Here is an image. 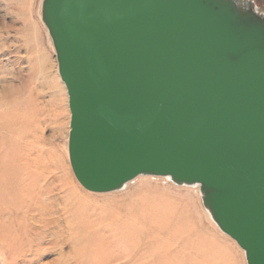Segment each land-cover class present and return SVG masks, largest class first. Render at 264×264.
<instances>
[{
    "label": "water",
    "instance_id": "1",
    "mask_svg": "<svg viewBox=\"0 0 264 264\" xmlns=\"http://www.w3.org/2000/svg\"><path fill=\"white\" fill-rule=\"evenodd\" d=\"M88 191L139 175L197 185L264 264V12L253 0H43Z\"/></svg>",
    "mask_w": 264,
    "mask_h": 264
},
{
    "label": "rangeland",
    "instance_id": "2",
    "mask_svg": "<svg viewBox=\"0 0 264 264\" xmlns=\"http://www.w3.org/2000/svg\"><path fill=\"white\" fill-rule=\"evenodd\" d=\"M253 1L264 12V0ZM39 7L40 0H0V160L7 161L12 157V167L15 165L13 168L21 169L16 168L15 174L16 171L20 173L23 171L21 162L28 149L26 146L34 144L31 147L36 146V150L29 158L44 165L46 173L43 180L49 183L46 188L50 189V194L62 198L61 185H71L84 199L98 205L95 209L97 213L108 209L111 213H119V216L154 218L172 211L179 226L175 230L181 226L191 231L194 226L202 227L201 232L213 235L228 250L233 258L232 264H245L244 252L238 244L213 226L196 187L176 185L150 175H142L126 183L122 189L104 193L88 191L77 183L67 154L70 120L68 97L56 69L55 53L47 40ZM6 156L9 159L7 157L5 160ZM19 163L21 165L17 166ZM32 167L41 170L40 165L34 164ZM2 220L0 216V264H81L88 257L89 260H97L98 264H162L165 259L162 250L166 247L163 242L169 240L164 229L152 233L145 229L147 233L144 236L134 237L139 242L137 247H141L142 243L150 246L140 249L137 257H116V245H112L107 237L93 233L99 227L91 223L89 227L81 221L82 227L79 224V229L82 232L79 233L80 238H76L74 230L68 228L71 218L62 214L60 222L63 231L60 235L49 231L38 244L34 236L30 248L20 252L15 246L22 244L21 232L26 226H17L10 231L3 226ZM13 233L15 236L11 237ZM126 241L123 243L125 247ZM209 242L201 240L200 245L208 248ZM76 245L79 252H87L88 257H71ZM157 246L161 248L159 253L156 252ZM210 255L222 260L220 253L215 255L211 251ZM203 264L209 262L206 260Z\"/></svg>",
    "mask_w": 264,
    "mask_h": 264
},
{
    "label": "bare ground",
    "instance_id": "3",
    "mask_svg": "<svg viewBox=\"0 0 264 264\" xmlns=\"http://www.w3.org/2000/svg\"><path fill=\"white\" fill-rule=\"evenodd\" d=\"M42 1L43 0H40L39 7L40 19ZM45 29L47 33V40L50 43L53 52L55 53L47 28L45 27ZM56 69L58 71V67ZM64 90H66L65 85ZM33 145L34 144L29 146L27 145V152L26 150L23 151L26 153L24 154L25 157H23L22 159V165L21 163H19V165L17 164V166L21 165L20 167H22L23 169V171H21L20 173L16 171L15 174V170H17L18 167L13 168L15 165H13L12 167V157L11 159H9V155L7 153L6 154L8 156L5 157V160L8 157L7 159H9L11 163L9 160H7L8 162L2 161V159L0 160V216L3 219L2 224L6 229L10 231H12V229L17 226H26V229L22 230L21 232L22 240L20 241H22V244L16 245L15 243V247L18 251L20 250L21 252V250L30 248V246L32 245L31 242L34 241V238H32L34 236L37 237L36 244H38V241H43V237L49 231L51 233L53 232L54 234L60 235L63 231V226L61 225L60 217H62V214H67V216L71 218V220L68 222V228L74 230V236L76 238H80L79 233L82 232L79 229L81 221L83 222L82 224L87 223L88 226L89 223H91V225H96L99 228L95 229L93 233L95 235L103 236L104 238L107 237L108 239H106L111 242L112 245H116V257H137L139 255L138 251L140 249L145 246H150V244H148L150 242H147L146 244L148 245L142 243L143 245L141 247H137L139 243L138 241L136 242L137 237H140V235L144 236V234L147 233V230L145 229H148L149 233L164 229L169 235V240L163 242L166 247L162 250V256H164L165 258L162 260V264H174V262H176L177 264H203L206 260L209 262V264H232L233 258L230 256L228 250L222 247V245H220L221 243L217 239H215L213 235L201 232L202 227L194 226L191 231V229L189 230L187 228V230L182 229V227L184 226H181L178 230H175L179 226L177 225L178 222L176 220V215L173 214L172 211H168L166 215H162V213L158 217L156 216L154 218H144L143 215H139L137 217H131L128 215L119 216V213H111V210L108 209L106 211L102 210L101 212L97 213L95 212V209L98 208V205H96L94 202L84 199V197L79 194L76 188H74L73 186H66L63 183V185L59 184L61 185L64 193V195H62V198L59 195L50 194V189L46 188L49 186V183H45L46 181L43 180V177L46 173L44 165L42 163H39V161L37 160L29 158V155L36 150L34 148L36 146L31 147ZM22 147L24 148V146ZM34 164L35 166L40 165L41 170L40 168H37L38 170L34 169L35 167H32ZM31 168H33L34 170ZM140 176L142 175H139L135 178L137 179ZM150 177L162 178L170 181L168 177ZM135 178L132 180L134 181ZM77 183L81 185L78 181ZM42 185H44V187H42ZM190 186L196 187V190L199 191V186ZM81 187L83 186L81 185ZM205 210L207 211L208 218L212 221L213 226L219 229L217 224L213 221L209 211L206 208ZM78 217H81V219ZM147 223L151 224L149 226H146ZM90 233L92 232L90 231ZM197 233L200 234L196 235ZM134 235H136L137 237H134ZM10 236H15V233L11 234ZM116 239H119V241H117ZM133 240H135V242H132ZM201 240L210 241L208 248L200 245ZM124 241H126V247L123 244ZM210 247L212 249H209ZM77 248L78 245L75 246L71 257H88L87 252L83 254V251L79 252ZM98 248L100 247L98 246ZM156 249H158L156 252L159 253L161 248L160 246H157ZM98 251L99 250H97V252ZM211 251H214L215 255L220 253L222 260L215 256L211 257ZM95 255L96 254H94L93 256ZM96 261L89 260L88 257V260L85 259L81 261V264H98V261Z\"/></svg>",
    "mask_w": 264,
    "mask_h": 264
},
{
    "label": "flooded vegetation",
    "instance_id": "4",
    "mask_svg": "<svg viewBox=\"0 0 264 264\" xmlns=\"http://www.w3.org/2000/svg\"><path fill=\"white\" fill-rule=\"evenodd\" d=\"M257 4V3H256ZM260 9H262V7L259 6Z\"/></svg>",
    "mask_w": 264,
    "mask_h": 264
}]
</instances>
